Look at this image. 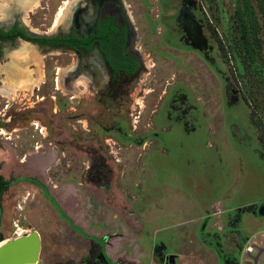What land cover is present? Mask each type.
<instances>
[{
  "label": "rangeland",
  "instance_id": "374dc122",
  "mask_svg": "<svg viewBox=\"0 0 264 264\" xmlns=\"http://www.w3.org/2000/svg\"><path fill=\"white\" fill-rule=\"evenodd\" d=\"M61 1L69 0H40L29 13L30 28L47 30ZM126 1L149 63L136 80H126L129 90L114 86L72 99L61 81L69 55L56 52L47 54L44 72L38 74H45L41 91L29 82L11 94L9 106L0 103V174L30 179L4 194L0 234L13 239L16 223L26 233L38 231L39 264H105L99 260L103 239L107 252L111 246L139 247L144 264H150L153 248L161 243L156 231L188 228L191 219L198 221L219 200L226 209L264 203L262 0ZM246 5L253 10L257 40L252 38V65L245 60L243 68L225 54L221 42L228 46L227 39L238 33ZM187 9L203 21L206 57L180 40L176 19ZM180 94L191 106L186 126L166 116L171 98ZM122 165L132 166L127 183L108 173ZM104 177L111 183H103ZM134 210L143 225L142 243L132 231ZM119 255L113 261L121 264ZM247 256L245 264H254Z\"/></svg>",
  "mask_w": 264,
  "mask_h": 264
},
{
  "label": "flooded vegetation",
  "instance_id": "af4514ba",
  "mask_svg": "<svg viewBox=\"0 0 264 264\" xmlns=\"http://www.w3.org/2000/svg\"><path fill=\"white\" fill-rule=\"evenodd\" d=\"M15 2L16 11L11 13L12 19L0 21L2 105L9 106L7 99L15 91L26 87V83L31 82L34 91H41L45 74L42 77L39 75L44 72L47 54L57 52L58 55H69L70 62L64 68L67 73L61 81L62 87L73 93L72 99L83 92L97 96L101 92L113 91L114 86L126 91V80H136L149 64L143 53L135 12L126 0H69L71 6L66 11L62 26L52 30V20L47 30L41 33L31 29L28 24L29 13L34 8L19 10L20 0ZM179 18L181 23L178 22ZM176 20L180 40L192 48L193 44L199 45L202 33L205 34L203 21L196 19L188 9L180 10ZM26 49L35 51L33 56L36 58L32 59V54ZM14 51L15 54H12ZM203 53L206 57V52ZM55 79V89L59 90L58 77ZM169 107L166 115L169 120L186 126L185 117L191 111L188 99L180 94L177 98H171Z\"/></svg>",
  "mask_w": 264,
  "mask_h": 264
},
{
  "label": "crops",
  "instance_id": "0c3cea01",
  "mask_svg": "<svg viewBox=\"0 0 264 264\" xmlns=\"http://www.w3.org/2000/svg\"><path fill=\"white\" fill-rule=\"evenodd\" d=\"M128 152L130 154L133 150L129 149ZM125 166L122 165L121 170L109 171L111 179L117 176L120 179L119 183H127V179L131 177L132 166L129 169ZM103 183H111V180L107 181L104 177ZM263 206L264 203L261 206L248 204L236 209H226L223 201L219 200L211 205V212L207 211L206 215H201L198 221L191 219L187 226H192L188 228L174 231L166 227L165 231H163L165 228L156 231L155 235L161 243L153 248L150 264H190L187 260L193 258L197 259L196 264H245L250 259L244 249L250 243H255L259 250L257 254L256 250L253 252L252 259L255 261L257 258L259 263L264 264V221L260 219L264 217ZM247 212L250 215L245 217L244 214ZM131 217L136 225V229L132 230L136 235L135 241L142 243L143 225L136 210L132 211ZM252 222L257 223L253 229L249 226ZM242 224L249 230H242ZM105 242L103 239V244L100 243L102 258L99 257V260L102 259L105 264H118V261H113L117 253L121 256V264H144L143 259L146 255L144 256L139 247L130 248L128 245L126 247L121 245L115 250L111 246L112 251L107 252ZM110 242L112 243V240ZM180 255L183 256L182 260L178 257Z\"/></svg>",
  "mask_w": 264,
  "mask_h": 264
},
{
  "label": "trees",
  "instance_id": "16d2710c",
  "mask_svg": "<svg viewBox=\"0 0 264 264\" xmlns=\"http://www.w3.org/2000/svg\"><path fill=\"white\" fill-rule=\"evenodd\" d=\"M261 7L264 8V0H262ZM240 15H241L240 23H239L240 29L238 33L233 35L231 38L229 37L227 39L228 46L224 44L223 42H221V45H222L221 47L224 50L225 54L233 57L234 60L238 61V63L240 62L243 68H247L248 66L245 64V60H248L249 63L251 62V65H252V60L254 57V53H253V49H254L253 43L254 42L252 38L254 37L255 40H257V36L255 32L256 26L252 22L254 19L253 10L248 5H246L244 12L241 13ZM246 18L251 21V24H249ZM248 78H250V74L247 71V73L244 74L243 76V79L245 80L246 83H247L246 79ZM0 168H1V164H0ZM26 180H30V179L11 178L8 180L2 174H0V211L2 209V199L4 197V194L9 190V188L14 183H17L19 181H26ZM37 184L40 185V183L38 182ZM97 241H100V240H97Z\"/></svg>",
  "mask_w": 264,
  "mask_h": 264
},
{
  "label": "water",
  "instance_id": "95a60500",
  "mask_svg": "<svg viewBox=\"0 0 264 264\" xmlns=\"http://www.w3.org/2000/svg\"><path fill=\"white\" fill-rule=\"evenodd\" d=\"M181 18L178 19L180 22ZM181 23V22H180ZM200 44H193L194 48L207 50L209 48L208 37L202 33ZM236 99H231L228 105L235 103ZM0 264H39L40 252L42 249V238L38 231L34 230L13 239H4L0 234ZM254 264H261L255 258Z\"/></svg>",
  "mask_w": 264,
  "mask_h": 264
},
{
  "label": "bare ground",
  "instance_id": "6f19581e",
  "mask_svg": "<svg viewBox=\"0 0 264 264\" xmlns=\"http://www.w3.org/2000/svg\"><path fill=\"white\" fill-rule=\"evenodd\" d=\"M11 2H13V0H4L2 3H0V21L7 22L8 20L12 19L13 14L7 15L9 13V10H12L13 8H15L14 5L13 7L9 6ZM38 4H39V0H20L19 10L24 11L25 8L26 10H29L31 8H35L36 6H38ZM69 5H70L69 1H64L63 4L59 7L56 13L54 24L51 28L52 30H57L58 28L62 26V20L64 16L66 15V11L68 10ZM18 51L21 52L20 49ZM26 52H35V51L31 49H26ZM17 231L20 233V236H22L24 233L27 232L20 225H18ZM2 244L3 242L0 243V245Z\"/></svg>",
  "mask_w": 264,
  "mask_h": 264
},
{
  "label": "built area",
  "instance_id": "2783aa9c",
  "mask_svg": "<svg viewBox=\"0 0 264 264\" xmlns=\"http://www.w3.org/2000/svg\"><path fill=\"white\" fill-rule=\"evenodd\" d=\"M18 225H19V224H17V223L15 224L16 230H15V237H14V238L20 236V233L17 231ZM24 234H25V233H24ZM21 235H22V234H21ZM257 248H258V247H257V245H256L255 243H250V244H248V245L245 247L244 252H245V254L249 255V257H252L251 254H253V252H254L255 250H257Z\"/></svg>",
  "mask_w": 264,
  "mask_h": 264
}]
</instances>
